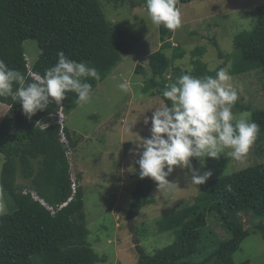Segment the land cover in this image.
Listing matches in <instances>:
<instances>
[{"label": "trees", "instance_id": "obj_1", "mask_svg": "<svg viewBox=\"0 0 264 264\" xmlns=\"http://www.w3.org/2000/svg\"><path fill=\"white\" fill-rule=\"evenodd\" d=\"M190 1L177 0V7L179 2ZM142 2L144 0H135L133 7L141 6ZM110 23L101 0H0V59L10 68L22 72L31 82L24 43L36 40L40 55L32 64V71L43 76L57 62L58 52L63 51L69 59L83 61L98 71V81L84 78L92 84L94 91L123 61L124 53H140L134 44L135 48H128L123 28L114 23L116 28L111 27ZM159 32L161 46L149 55L148 68L139 63L135 71L148 75V69L151 70L152 76L144 90L148 92L149 86L154 87L155 94L169 106L171 101L163 97L165 86L182 74L201 78L215 76L217 70L225 69L229 60H232L228 69L231 75L264 69V4L257 8L254 27L235 36V57L231 59L220 51L219 56L224 61L215 69H210L199 58L204 53L203 48L200 56L192 51V69L176 66V61L187 52L179 45L171 49L172 55L168 56L166 50L173 47L174 31L159 26ZM0 103L10 107L0 122V153L4 156L0 165V194L2 190L6 199L14 203L12 211L0 215V264H35L37 256L42 257L43 264L106 263L107 257L99 254L89 239L81 174L80 180L76 174V191L73 188L70 158L82 135L76 137L66 126L70 144L61 143L57 122L60 107L54 102L31 119L23 114L18 102L0 97ZM80 103L75 92L66 93L64 112ZM235 107L241 111L251 110L238 100ZM252 112V120L260 125L259 133L264 138V109ZM39 121L46 125L38 126ZM20 175L24 183H18ZM155 184L150 178L138 180L127 213L130 220L145 204L153 202L150 193ZM24 188L37 191L56 206L73 198L66 207L52 214L31 194H24ZM211 212L219 216L230 236L219 242L202 261L194 263L193 258L203 252V228L207 227ZM241 213H250L254 219L261 220L259 224L257 220L254 229L264 234V162L211 179L202 185L195 203L163 214L158 221L160 231H173L174 241L153 255L146 253L140 244L136 245L137 264H251L249 260L236 262L233 257L241 243L253 233V228L241 222Z\"/></svg>", "mask_w": 264, "mask_h": 264}, {"label": "rangeland", "instance_id": "obj_2", "mask_svg": "<svg viewBox=\"0 0 264 264\" xmlns=\"http://www.w3.org/2000/svg\"><path fill=\"white\" fill-rule=\"evenodd\" d=\"M134 1L101 0V3L104 13L111 21V27H122L128 48L136 47L140 53L136 51L124 53L126 55L122 56L123 61L112 70L110 76L96 86L90 100L81 102L77 107L65 112L68 130L75 133L76 137L78 134L82 135L77 148L74 149V156L70 158L71 173L75 176L78 173L79 177V171L87 172V175L84 174L82 177V181L85 180V213L90 229L89 239L93 248L107 257V262L104 264H137L139 253L136 245L140 244L146 253L153 255L157 250L171 244L175 239L173 231H160L158 221L163 214L195 203L202 185L211 179L264 162V150H262L264 138L259 133L254 145L243 159L236 160L226 154H222L218 159L205 158L206 163L201 169V174L211 171L212 175L202 185L191 183L187 169L175 168L168 179L176 182L177 186L169 192H160L155 184L150 193L153 202L145 204L133 220L127 217L140 179L139 166L135 163L139 157L129 151L135 147L131 141L136 139V134L141 137L150 136V125L145 126L143 118L145 115L151 116L155 108L166 104L159 95L155 94L154 87L149 86L148 92L144 90L152 76L151 70L148 69V75L135 71L139 63L148 68L149 55L159 49L160 32L159 27L153 25L147 16L145 0L137 9L132 6ZM262 4L264 0L179 2L182 25L174 31L175 35L171 39L173 47L166 50L167 55L171 56V49L181 45L187 54L175 64L192 69V51L200 56V49L203 48L204 53L199 58L206 62L210 69H215L224 61L219 56L220 51L228 54L231 59L235 57L237 54L234 45L235 36L254 27L257 8ZM24 45L32 62L38 59L40 50L37 41L28 40ZM231 63L232 60H229L225 66L227 72ZM228 74L231 77L229 83L238 92V101L251 108L241 111L235 107L234 114L239 116L240 113L247 112L251 114L252 119V110L264 109V69H254L237 75H231L229 72ZM125 81L129 84V91L126 93L118 87ZM61 104L64 105V101ZM2 106L0 103V117ZM123 120L126 122L123 123ZM129 126H132V132L129 131ZM122 137L124 150L121 147L120 151L119 140ZM3 157L0 153V165ZM193 166L200 168L196 160L193 161ZM20 176L18 183H24ZM1 199L0 215L12 211L14 203L6 199L2 190L0 201ZM63 203L66 201L58 205ZM116 212L119 213L120 218H117ZM208 216V225L203 228L205 235L202 243L203 252H198L193 258L194 263L202 261L219 242L230 236V231L215 212L209 213ZM240 220L246 227L253 228V233L241 243L234 253V260L236 262L249 260L251 264H264V234L254 229L257 220V224L261 220L254 219L250 213H241ZM121 249L123 254L118 258ZM134 257L137 261L133 260ZM41 258L37 256L35 264H43Z\"/></svg>", "mask_w": 264, "mask_h": 264}, {"label": "clouds", "instance_id": "obj_3", "mask_svg": "<svg viewBox=\"0 0 264 264\" xmlns=\"http://www.w3.org/2000/svg\"><path fill=\"white\" fill-rule=\"evenodd\" d=\"M145 7L153 25L171 31L181 27L182 14L177 7V0H145ZM57 56V62L42 76L32 71L34 61L27 53L25 60L31 82L26 80L22 72L10 68L0 59V97L18 102L23 114L29 119L38 111H45L54 102L60 107L57 122L62 115L66 127L65 104H61L66 99V93L75 92L78 102L89 101L93 86L85 82L84 78L91 77L98 81L100 75L85 62L69 59L63 51L58 52ZM230 79L228 72L220 68L215 76L201 78L182 74L165 86L163 97L171 101L170 106L162 104L152 111L151 116L145 115L143 124L150 125V136L136 134V139L131 141L135 147L129 151L139 157L135 163L139 166L141 179L150 178L156 182L160 192H169L177 184L168 177L175 168H180L189 171L192 184L202 185L212 175L211 171L201 174L205 158L218 159L226 154L240 160L247 156L258 137L260 125L251 119L250 113L234 114L233 108L239 96L229 83ZM118 87L125 93L129 91L127 81ZM39 125L43 127L46 123L39 121ZM193 160L199 162L200 168L193 166ZM228 190L231 191L230 185ZM33 191L38 194L31 188H24L23 193L33 197Z\"/></svg>", "mask_w": 264, "mask_h": 264}, {"label": "built area", "instance_id": "obj_4", "mask_svg": "<svg viewBox=\"0 0 264 264\" xmlns=\"http://www.w3.org/2000/svg\"><path fill=\"white\" fill-rule=\"evenodd\" d=\"M59 123L61 124L60 132H59L60 133V141L65 146H69L70 140L68 138V135H67V132H66V129H65V125L63 124V116L62 115L59 116ZM69 149L71 150L70 147H69ZM76 178L77 177L75 175H72L74 191H76V187H77ZM32 194H33V197L35 199L39 200L48 210L51 211L52 214H56L58 210L62 209L68 203V201H67L66 203H63L61 205H57L56 206V205H52V204L48 203L46 200L41 198L36 192L33 191ZM72 198L73 197H70L69 200L72 199Z\"/></svg>", "mask_w": 264, "mask_h": 264}, {"label": "crops", "instance_id": "obj_5", "mask_svg": "<svg viewBox=\"0 0 264 264\" xmlns=\"http://www.w3.org/2000/svg\"><path fill=\"white\" fill-rule=\"evenodd\" d=\"M134 9H137L136 7H134ZM174 35H175V32H174ZM161 46V43H159V45H158V48ZM2 107L1 108H3L2 110V113H1V117H0V121H2V119L4 118V116L9 112V109H10V107L7 105V104H3L2 103ZM1 110V109H0ZM126 121L125 120H123V123H125ZM113 124H115V123H113ZM113 127V126H112ZM72 132V131H71ZM122 133H124V131H122ZM124 138L122 137L120 140H119V148H120V151H121V147L123 148L122 150H124ZM123 162H124V159H123ZM124 164H125V162H124ZM123 169H121V171H122ZM80 172V174H81V176L82 177H84V174H86L87 172L85 171V173L83 172V170H81V171H79ZM87 175V174H86ZM85 180L83 179V181H82V179L80 180V184L84 187V189H85V182H84ZM24 185V184H23ZM85 196H86V191H85ZM116 202H118V200L116 201ZM116 216H117V218L119 217L120 218V215H119V213L118 212H116ZM117 220V219H116ZM86 222H87V216H86ZM88 224V223H87ZM90 230V229H89ZM122 254H123V251H122V249H121V251H119V253H118V258H121L122 257ZM133 260H136V257H134V259ZM137 261V260H136Z\"/></svg>", "mask_w": 264, "mask_h": 264}]
</instances>
